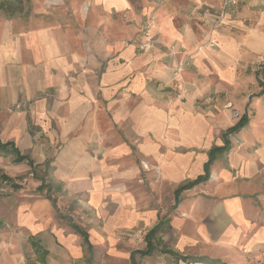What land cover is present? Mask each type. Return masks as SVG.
<instances>
[{
	"label": "crops",
	"instance_id": "crops-1",
	"mask_svg": "<svg viewBox=\"0 0 264 264\" xmlns=\"http://www.w3.org/2000/svg\"><path fill=\"white\" fill-rule=\"evenodd\" d=\"M157 21L163 39L190 48L166 11ZM259 24L241 35L244 49L264 55V12ZM15 31L0 24V181L10 186L0 194V264H154L156 251H137L159 221L166 227L157 238L181 256L264 264L262 68L257 92L234 98L241 115L232 119L223 100H214L212 83L230 86L232 70L211 62L207 49L197 52L191 70L173 76L167 61L135 56L128 47L121 68L112 63L96 77L99 64L91 61L89 69L82 48L52 28ZM215 35L221 55L233 47L227 38L240 36ZM241 118L246 123L227 134ZM225 144L209 166L213 180L176 197L179 187L204 175L209 152ZM141 162L158 165L155 189ZM63 197L77 210L64 213ZM161 256L167 264H210Z\"/></svg>",
	"mask_w": 264,
	"mask_h": 264
},
{
	"label": "rangeland",
	"instance_id": "rangeland-1",
	"mask_svg": "<svg viewBox=\"0 0 264 264\" xmlns=\"http://www.w3.org/2000/svg\"><path fill=\"white\" fill-rule=\"evenodd\" d=\"M125 1L127 6L124 8L117 9L110 5L108 9L104 4L105 0H1L0 3H4L6 11L0 10V24L14 26L15 33L42 26L52 28L61 36L67 37L69 44L82 48L86 64L90 65L94 60L99 64V69L95 70L96 77L106 71L112 63L121 68L124 65L122 63L128 60L122 57V52L128 47L132 48L135 56L146 54L151 56L150 61H167L173 76L191 70L197 52L207 49L212 52L210 61L218 66L223 65V68H231L233 77L230 86H218L217 81L212 79V83H215L214 100L222 99V109L229 110L232 119L238 118L241 112L236 109L234 98L240 100L242 96L257 92L254 79L256 73L264 66V55L244 49L245 38H242L241 34H245L243 29L251 30L260 25L259 17L264 12V0ZM10 10L13 14H9ZM160 10L166 11L171 27L186 37L190 48L178 45L172 39L162 38V26L157 21ZM220 30H225L233 36L238 33L240 35L239 41L237 37H232L235 44L227 38L225 43L233 47L224 55L220 54L219 49L222 43L215 37L216 32ZM186 31L191 33L188 37ZM236 43L237 49L240 48L237 55L234 52ZM89 69H92V65ZM213 73L214 71L212 75ZM208 74L210 75V72ZM258 76L264 80V76ZM28 107L29 104L25 103L20 109ZM15 108L17 109V105ZM140 166L145 172L152 174L153 180L150 181L149 187L155 189L154 186L160 183L161 178L158 165L141 162ZM210 178H214L212 172ZM201 193L207 194V191ZM168 201L169 198L164 197L161 206H167ZM61 207L64 208V213L77 210L72 200L65 197ZM159 254L160 252L156 251L158 259L156 258L154 264H167V260L163 261L166 257ZM146 261L153 264L152 260ZM90 264L125 263L103 260Z\"/></svg>",
	"mask_w": 264,
	"mask_h": 264
},
{
	"label": "trees",
	"instance_id": "trees-1",
	"mask_svg": "<svg viewBox=\"0 0 264 264\" xmlns=\"http://www.w3.org/2000/svg\"><path fill=\"white\" fill-rule=\"evenodd\" d=\"M262 70L264 71V66L262 67ZM263 91H264V89H263ZM245 123H246V119L241 118L240 121L234 127L228 129L226 133L230 134V133L236 132ZM225 143H226V140H225ZM1 146L4 147L3 145L0 144V147ZM227 149H228V146L226 144L223 147L212 149L209 152V160L204 166V171H205L204 175L199 176L194 181L189 182V183L179 187L175 192L176 197L183 190L190 189L199 183L207 181L208 178L210 177L209 166L213 162L215 155L218 153L225 152V151H227ZM13 152H16V151L13 150ZM16 159L18 161H21V160H24L25 158L23 156H18ZM165 227H166L165 222L159 221L152 229H150L144 236V240L146 242L144 249L137 251V253H139L141 256H151L155 251H159L162 254L170 255L174 259V261H176V262L177 261H182V262H186V263H192V262H206L207 263L208 262L210 264H219V262L208 260L207 258H192V257H188V256H181L178 253H175V252L167 249L162 244V240L160 238H157L158 234L161 233ZM133 254L134 253H132V255Z\"/></svg>",
	"mask_w": 264,
	"mask_h": 264
},
{
	"label": "built area",
	"instance_id": "built-area-1",
	"mask_svg": "<svg viewBox=\"0 0 264 264\" xmlns=\"http://www.w3.org/2000/svg\"><path fill=\"white\" fill-rule=\"evenodd\" d=\"M20 108V105H17ZM145 167V165H144ZM10 191V186L7 181H0V194H6Z\"/></svg>",
	"mask_w": 264,
	"mask_h": 264
}]
</instances>
